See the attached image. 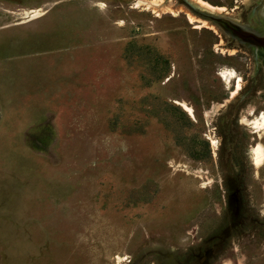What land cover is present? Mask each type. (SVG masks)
Listing matches in <instances>:
<instances>
[{
    "label": "rangeland",
    "instance_id": "1",
    "mask_svg": "<svg viewBox=\"0 0 264 264\" xmlns=\"http://www.w3.org/2000/svg\"><path fill=\"white\" fill-rule=\"evenodd\" d=\"M200 1L0 0V264H264V0Z\"/></svg>",
    "mask_w": 264,
    "mask_h": 264
},
{
    "label": "bare ground",
    "instance_id": "2",
    "mask_svg": "<svg viewBox=\"0 0 264 264\" xmlns=\"http://www.w3.org/2000/svg\"><path fill=\"white\" fill-rule=\"evenodd\" d=\"M197 3H198L199 8L201 10H203V11H207V12H209L211 14L218 13L217 10L214 7L208 5L207 3L201 2L200 0H197ZM199 22L202 23L203 26H207V22H206L205 19L204 20H200ZM242 35H243V37H246V38L250 39L252 41V43L255 46L260 47V49L264 48V37L255 36L253 33H244ZM184 108L186 110H189V108L186 107V106H184ZM189 112H191V111H189ZM253 153H254V163L256 165H259L261 163V161L263 160V157H264V152H263V150H262V148H261V146L259 144L255 145V147L253 148ZM263 207H264V205H263Z\"/></svg>",
    "mask_w": 264,
    "mask_h": 264
}]
</instances>
